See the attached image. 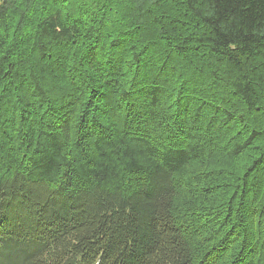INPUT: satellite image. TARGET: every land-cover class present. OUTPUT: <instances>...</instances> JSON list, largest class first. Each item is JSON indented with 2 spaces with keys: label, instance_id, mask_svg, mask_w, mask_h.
Segmentation results:
<instances>
[{
  "label": "trees",
  "instance_id": "obj_1",
  "mask_svg": "<svg viewBox=\"0 0 264 264\" xmlns=\"http://www.w3.org/2000/svg\"><path fill=\"white\" fill-rule=\"evenodd\" d=\"M0 264H264V0H0Z\"/></svg>",
  "mask_w": 264,
  "mask_h": 264
}]
</instances>
